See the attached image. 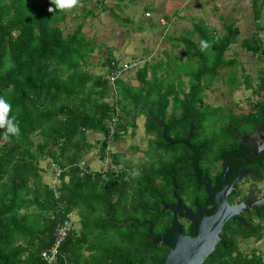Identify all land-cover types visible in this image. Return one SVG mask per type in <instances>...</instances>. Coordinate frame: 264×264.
I'll return each instance as SVG.
<instances>
[{
    "label": "trees",
    "instance_id": "1",
    "mask_svg": "<svg viewBox=\"0 0 264 264\" xmlns=\"http://www.w3.org/2000/svg\"><path fill=\"white\" fill-rule=\"evenodd\" d=\"M131 1L79 0L82 14L75 15L80 20L65 33L63 25L73 8L49 12V7H55L51 0H0V96L10 103L9 118L14 116L20 128L18 136L7 139L0 129V264H47L41 251L53 244L57 225L73 215L77 228L62 242L52 264H117L113 258L118 256L119 264H125L124 259L142 264L151 248L143 222L149 208L159 207L163 185L178 182L179 170L192 167L193 160L186 158L189 154L171 144L174 138L185 140L190 130L193 138L204 135L203 124L218 120L221 125L214 123L212 138L239 142L238 133L250 134L264 125V65L254 81L249 75L243 76V82L236 80L237 61L225 57L238 33L233 24L224 25L225 32L220 34L196 23L191 33H196L195 38L175 39L184 46L182 54L187 59H167L188 78L187 91L182 89L180 75L172 78L181 96L172 80L167 81L162 61H145L137 71V86L123 82L121 74L110 81L109 75L122 68L110 51L100 64L106 71L91 74L86 65L103 43L83 30L86 18L98 17L95 9L100 8L120 19L117 12ZM260 11L253 1L254 20H259ZM149 13L146 10L145 15ZM160 24L167 22L162 18ZM200 41L210 47L202 51ZM241 45L264 60V45L256 34ZM224 67L231 68V87L245 84L256 97L246 112L224 110L204 100L208 83ZM131 110L145 115L146 132L155 135L144 155L148 159L135 169L115 170L120 159L114 153L105 171L91 169L84 158L92 147L88 132L102 136L100 156L104 158L110 142L118 140L129 124L135 126L136 112ZM217 110L224 117H218ZM173 130L176 133L171 135ZM162 147L171 151L169 159L149 157L150 149ZM43 158L58 172L52 183L42 179L39 160ZM83 250H93L95 255L87 258Z\"/></svg>",
    "mask_w": 264,
    "mask_h": 264
},
{
    "label": "rangeland",
    "instance_id": "2",
    "mask_svg": "<svg viewBox=\"0 0 264 264\" xmlns=\"http://www.w3.org/2000/svg\"><path fill=\"white\" fill-rule=\"evenodd\" d=\"M257 2L261 9L259 20L253 19L252 3ZM264 0H133L127 4L124 11H118L119 18L112 16L108 10L100 8L95 9L96 15H89L85 22L83 30L92 37H96L102 44V48L96 47L89 59L86 69L91 74H99L101 71L100 64L108 51L119 60L123 67L121 79L130 86H137L140 81L137 77V71L141 68L145 61L156 64L160 61L165 65L164 70L167 71V81L172 78L176 79L180 75L183 84L182 89L187 91L188 78L183 75L184 70L178 69L176 64L167 59L168 56H177L185 61L187 58L182 54L184 46L175 39L181 36L195 38L196 33L191 35L196 23H201L211 28L217 33L225 32L224 25L233 24L238 28L236 41L231 43L225 51L226 58H234L237 65L236 80L243 82L244 75H249L251 81L255 80L258 70L264 65V60L252 55L246 50L241 41L245 38H251L255 34L261 38L264 45ZM81 2L69 11L64 26V32L70 31L75 22L80 18L75 14H82L80 11ZM146 10L150 13L145 15ZM84 13V12H83ZM123 17H128V21H122ZM162 18L167 25H161ZM226 27V26H225ZM167 61V62H166ZM179 61V60H177ZM166 62V64H165ZM186 68L185 66H183ZM229 67L219 68L217 78L208 83L207 89L204 91V100L212 106H222L224 110L231 108L235 112L247 110L255 95L252 89L247 88L245 84L235 85L231 87L228 75ZM152 70L147 69V78L152 77ZM157 74L163 73L157 70ZM189 77V76H188ZM175 84L174 89L181 96V92L177 89V80H172ZM171 83H165L168 86ZM110 100V98H106ZM173 98L169 97L167 107L168 113L172 110ZM133 109V107H131ZM136 112L134 119L135 126L128 125L127 130L121 133V137L110 142L106 149V156H100V140L102 136L99 133L88 132L87 140L92 147L85 154L88 165L93 170H106L110 165L111 154L116 153L120 159V164L115 166V170L140 167L148 157L144 156L146 150L149 149V139H154L155 135L146 132L145 115ZM131 113L127 119L131 118ZM129 121V120H128ZM204 135H197L200 138H212V134L216 127L214 122L203 124ZM221 123H218L219 127ZM134 132V133H133ZM176 130L170 132L171 135ZM97 140H99L97 142ZM156 148L149 150V157L157 159H169L171 151L162 147L161 150L155 151ZM124 158L129 163H124ZM42 167L41 175L44 182L52 183L55 181L56 171L52 165L49 166V160L43 158L39 160Z\"/></svg>",
    "mask_w": 264,
    "mask_h": 264
},
{
    "label": "flooded vegetation",
    "instance_id": "3",
    "mask_svg": "<svg viewBox=\"0 0 264 264\" xmlns=\"http://www.w3.org/2000/svg\"><path fill=\"white\" fill-rule=\"evenodd\" d=\"M217 113L218 117H224L219 110ZM214 123L217 125L219 121ZM263 126L246 134L254 136L249 145L242 142L241 133L237 134L239 142L230 138L191 136L170 141L189 154L186 158L193 160L192 167L186 165L179 170L178 182L174 180L173 185H163L159 207L149 208L143 222L151 248L146 251L142 264H160V260L172 252L170 245L181 236L195 240L201 231L210 227L206 219L223 205L222 200L226 202L222 206L226 212L237 213V216L224 222L219 231L221 242L202 264H264ZM164 127L165 124L161 126ZM149 226L157 237L152 245ZM213 228L211 226L209 233ZM204 245H208L207 240ZM179 252L184 254L185 249ZM83 254L87 258L95 255L93 250H83ZM113 261L119 264L120 256ZM122 261L132 264L127 259ZM167 264H195V261L170 257Z\"/></svg>",
    "mask_w": 264,
    "mask_h": 264
},
{
    "label": "water",
    "instance_id": "4",
    "mask_svg": "<svg viewBox=\"0 0 264 264\" xmlns=\"http://www.w3.org/2000/svg\"><path fill=\"white\" fill-rule=\"evenodd\" d=\"M157 122V121H156ZM158 126H164L162 123H157ZM264 129V126H263ZM188 136H191V130L189 131ZM242 142L244 144H250L251 140L254 136L250 135H239ZM224 205L226 202L223 200L221 201ZM218 206L217 210L206 219V224H208L210 227L206 230H203L199 233V236L194 240L185 236H181L175 241V243H172L170 246L172 247V252L167 255L165 258L160 260V264H167V261L170 257H176L179 259H190L192 261H195V264H202L204 258L210 254V252L215 248V245L218 242H221V239L219 237V231L223 228L224 222L228 218H235L237 216V213H227L226 209L224 207ZM205 222V220H204ZM213 226L214 228L210 231L209 229ZM148 236L152 238L151 245L154 244L156 241V236L153 235L151 231V226H149L148 229ZM208 241V245H204L205 241ZM185 249V253L181 254L179 252V249ZM179 254V255H178ZM169 257V258H168ZM181 262V261H180Z\"/></svg>",
    "mask_w": 264,
    "mask_h": 264
},
{
    "label": "clouds",
    "instance_id": "5",
    "mask_svg": "<svg viewBox=\"0 0 264 264\" xmlns=\"http://www.w3.org/2000/svg\"><path fill=\"white\" fill-rule=\"evenodd\" d=\"M51 4L54 5L48 8L49 12L55 10H68L76 7L79 4V0H51ZM201 50H205L210 45L206 41H200ZM11 112V105L7 99L3 96H0V129H3V136L7 139L10 136H18L20 133V128L16 122L15 117L9 118V113Z\"/></svg>",
    "mask_w": 264,
    "mask_h": 264
},
{
    "label": "built area",
    "instance_id": "6",
    "mask_svg": "<svg viewBox=\"0 0 264 264\" xmlns=\"http://www.w3.org/2000/svg\"><path fill=\"white\" fill-rule=\"evenodd\" d=\"M122 73H123V67L121 69L117 68L109 75L110 81L113 82V80H115L117 76ZM75 227L76 226H75L74 218L72 217L59 223L55 228L53 244L41 251L40 253L41 259L45 261L47 264L54 263L59 254V247Z\"/></svg>",
    "mask_w": 264,
    "mask_h": 264
},
{
    "label": "crops",
    "instance_id": "7",
    "mask_svg": "<svg viewBox=\"0 0 264 264\" xmlns=\"http://www.w3.org/2000/svg\"><path fill=\"white\" fill-rule=\"evenodd\" d=\"M72 218H74V222L77 224V218L75 215L72 216ZM77 228V227H76Z\"/></svg>",
    "mask_w": 264,
    "mask_h": 264
}]
</instances>
